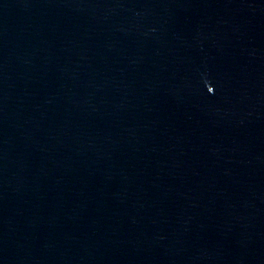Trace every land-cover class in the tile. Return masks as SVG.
I'll use <instances>...</instances> for the list:
<instances>
[{"label": "water", "instance_id": "1", "mask_svg": "<svg viewBox=\"0 0 264 264\" xmlns=\"http://www.w3.org/2000/svg\"><path fill=\"white\" fill-rule=\"evenodd\" d=\"M0 264H264V0H0Z\"/></svg>", "mask_w": 264, "mask_h": 264}, {"label": "snow or ice", "instance_id": "2", "mask_svg": "<svg viewBox=\"0 0 264 264\" xmlns=\"http://www.w3.org/2000/svg\"><path fill=\"white\" fill-rule=\"evenodd\" d=\"M215 91V89L213 88L211 92Z\"/></svg>", "mask_w": 264, "mask_h": 264}]
</instances>
